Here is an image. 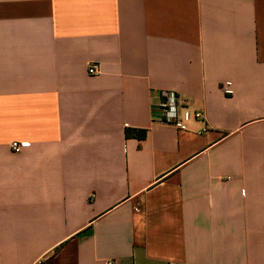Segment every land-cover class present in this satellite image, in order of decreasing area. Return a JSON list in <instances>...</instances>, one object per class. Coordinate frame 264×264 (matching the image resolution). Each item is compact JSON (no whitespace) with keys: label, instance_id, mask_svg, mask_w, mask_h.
I'll return each mask as SVG.
<instances>
[{"label":"crops","instance_id":"crops-1","mask_svg":"<svg viewBox=\"0 0 264 264\" xmlns=\"http://www.w3.org/2000/svg\"><path fill=\"white\" fill-rule=\"evenodd\" d=\"M109 259L264 264V0H0V264Z\"/></svg>","mask_w":264,"mask_h":264},{"label":"built area","instance_id":"built-area-1","mask_svg":"<svg viewBox=\"0 0 264 264\" xmlns=\"http://www.w3.org/2000/svg\"><path fill=\"white\" fill-rule=\"evenodd\" d=\"M88 73L96 76L100 73L98 64L93 63L88 68ZM156 103L152 106L151 121L155 125L173 127L178 131L185 132L192 121L206 122L204 113L195 109L189 102L180 99L178 94L171 90H165L156 96ZM206 126L203 131H207ZM15 152L22 150L18 142L12 144ZM105 264H117L116 260L109 259Z\"/></svg>","mask_w":264,"mask_h":264},{"label":"trees","instance_id":"trees-1","mask_svg":"<svg viewBox=\"0 0 264 264\" xmlns=\"http://www.w3.org/2000/svg\"><path fill=\"white\" fill-rule=\"evenodd\" d=\"M146 131H136L132 129H127L126 130V136L127 137H137L139 139L145 138Z\"/></svg>","mask_w":264,"mask_h":264}]
</instances>
